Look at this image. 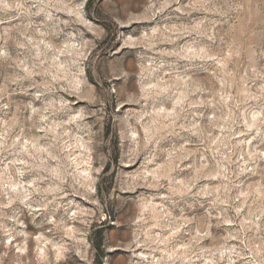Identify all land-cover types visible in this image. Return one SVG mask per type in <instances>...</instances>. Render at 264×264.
<instances>
[{"label":"rangeland","instance_id":"1","mask_svg":"<svg viewBox=\"0 0 264 264\" xmlns=\"http://www.w3.org/2000/svg\"><path fill=\"white\" fill-rule=\"evenodd\" d=\"M153 259L264 264V0H0V264Z\"/></svg>","mask_w":264,"mask_h":264},{"label":"bare ground","instance_id":"2","mask_svg":"<svg viewBox=\"0 0 264 264\" xmlns=\"http://www.w3.org/2000/svg\"><path fill=\"white\" fill-rule=\"evenodd\" d=\"M61 63V62H60ZM59 63V64H60ZM61 65H59V67H60ZM61 68H62V66H61ZM77 78V77H76ZM78 79V78H77ZM76 82H78V81H76ZM76 117V116H75ZM75 117H73V119L75 118ZM78 118H80L81 119V117H78ZM72 119V120H73ZM75 120V119H74ZM80 127H81V125H80ZM54 128V127H53ZM57 128V127H56ZM79 130V129H78ZM56 131V130H55ZM58 131V130H57ZM56 131V132H57ZM82 132V131H81ZM66 133H67V131H66ZM60 134V133H59ZM69 134V133H68ZM82 134H84L83 132H82ZM69 137V136H68ZM67 137V138H68ZM83 138V137H82ZM81 138V139H82ZM82 141H84V140H82ZM73 142V141H72ZM78 143V142H77ZM84 143V142H83ZM82 145V144H81ZM67 146V145H66ZM65 146V147H66ZM68 146H69V144H68ZM82 146H84L83 147V149L85 148V144L84 145H82ZM79 147V146H78ZM30 148V147H29ZM76 146H75V144H72L71 145V148H70V150H68V153H67V159H69V161H70V164L72 165V168L75 170L74 171V173H73V175L76 177V178H78L79 180H80V183H81V185L82 186H84V184H87L89 181H92L91 179H92V173H91V163H93V162H91V158L90 157H88L87 156V158H86V156H84V154L82 155V151L81 150H76ZM26 149H28V147H26ZM86 149H87V147H86ZM29 150V149H28ZM35 150H40V149H35ZM77 152H79V153H77ZM87 155V154H86ZM74 156V158L72 159L71 157H73ZM71 158V159H70ZM56 173H58L59 174V170L57 169L56 170ZM92 184V183H91ZM38 184H35L34 185V190H38V186H37ZM88 185V184H87ZM90 185V184H89ZM92 186V185H91ZM14 187H16V185L14 186ZM85 187V186H84ZM33 188V187H32ZM33 190V189H32ZM17 191H19V192H23L22 193V196H23V199L25 200L28 196L29 197H31V195H32V191H31V189L29 188V190H27V187H25V186H23L22 188H19ZM28 192L30 193V194H28ZM27 193V195H25ZM22 198V197H21ZM148 205H150V204H147V206ZM152 205V204H151ZM150 205V206H151ZM73 209V208H72ZM77 209V208H76ZM40 210V209H39ZM75 210V209H74ZM78 210V209H77ZM72 211V210H71ZM81 213H82V211H81ZM81 213H80V210H78V211H73V213H71V214H73V219H75V218H78V215H80L81 216ZM70 214V213H69ZM70 216H72V215H70ZM79 216V217H80ZM67 223V222H66ZM64 225V224H63ZM259 226V225H258ZM257 226V227H258ZM64 228H65V230H66V233L71 237V236H75L76 235V232H77V229H76V227L75 226H69L68 224H65L64 225ZM73 236V237H74ZM51 238H49V236H46L45 235V233H43V232H41L40 234H39V236H37L36 237V240H37V242H38V246H37V257H38V259L39 260H48L49 259V252L50 251H52L53 253H54V255H55V257H56V259H59V258H65L66 256H65V251L67 250V246H66V244L65 243H54V241L52 242L51 240H50ZM14 243H16V240L14 241V239L11 241V242H8V247L9 248H11L12 246H14ZM17 247H18V249L22 252H24L25 253V255L26 254H28V252H27V249H26V246H23V247H20V245L18 246L17 245ZM261 250L262 249H259L258 248V250H257V252H261ZM232 251V250H231ZM230 251V252H231ZM229 252V251H228ZM20 253V252H19ZM24 253H22V254H24ZM140 254V253H139ZM231 254V253H230ZM139 256V255H138ZM140 256L141 257H143V258H147V259H149L148 258V255L146 256V254H144V253H141L140 254ZM240 256H242V255H240ZM239 256V257H240ZM245 256V255H244ZM243 256V257H244ZM233 257V256H232ZM142 258V259H143ZM154 258V257H153ZM230 259L231 260H233L234 258H231V256H230ZM229 259V260H230ZM243 260L244 261H246L247 259H246V257L245 258H243ZM234 261V260H233ZM243 262V261H242ZM162 262H159L158 260L155 262V259H153V261L150 263V264H161ZM237 263V262H236ZM235 263V264H236ZM241 263V262H240ZM229 264H231L230 263V261H229ZM243 264V263H242ZM244 264H251V262H249V263H244Z\"/></svg>","mask_w":264,"mask_h":264}]
</instances>
